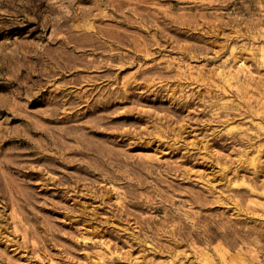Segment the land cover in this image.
<instances>
[{
	"label": "rangeland",
	"instance_id": "obj_1",
	"mask_svg": "<svg viewBox=\"0 0 264 264\" xmlns=\"http://www.w3.org/2000/svg\"><path fill=\"white\" fill-rule=\"evenodd\" d=\"M0 264H264V0H0Z\"/></svg>",
	"mask_w": 264,
	"mask_h": 264
}]
</instances>
